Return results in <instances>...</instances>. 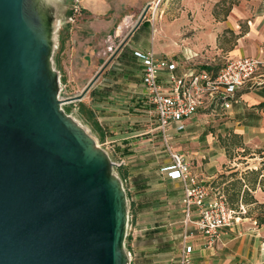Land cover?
Masks as SVG:
<instances>
[{
    "label": "crops",
    "instance_id": "0c3cea01",
    "mask_svg": "<svg viewBox=\"0 0 264 264\" xmlns=\"http://www.w3.org/2000/svg\"><path fill=\"white\" fill-rule=\"evenodd\" d=\"M65 1L57 23L55 59L62 82L72 92L70 112L80 113L98 140L110 137L114 154L122 159L118 169L128 179L138 227L135 236H128L133 253L131 257L128 251L129 264H179L177 246L183 233L190 264H264L263 212L251 210L254 203L240 202L235 220L208 244L193 226L190 234L185 233L182 185L162 170L168 157L155 165L162 174L157 180L155 171L147 172L129 158L136 155L132 139L142 133L151 119L147 112L153 110L136 53L153 49L175 64L178 75L216 69L235 56L264 62V0H239L222 16L212 11L218 0H185L182 12L162 20L157 32L147 14L139 22L149 0H79L81 13L74 22L67 19L73 0ZM166 74L164 70L161 76ZM232 134L245 147L232 151L247 153L241 162L227 155L220 140ZM158 137L166 151L160 133ZM167 137L171 148L184 155L192 173L211 190L225 197L218 186L225 184L224 172L230 171L237 174L240 201L252 195L257 203H264V66L237 91L229 108L212 102L185 118L182 129L171 123Z\"/></svg>",
    "mask_w": 264,
    "mask_h": 264
},
{
    "label": "water",
    "instance_id": "95a60500",
    "mask_svg": "<svg viewBox=\"0 0 264 264\" xmlns=\"http://www.w3.org/2000/svg\"><path fill=\"white\" fill-rule=\"evenodd\" d=\"M52 34L53 9L0 0V264H129L125 191L61 106Z\"/></svg>",
    "mask_w": 264,
    "mask_h": 264
},
{
    "label": "built area",
    "instance_id": "2783aa9c",
    "mask_svg": "<svg viewBox=\"0 0 264 264\" xmlns=\"http://www.w3.org/2000/svg\"><path fill=\"white\" fill-rule=\"evenodd\" d=\"M162 2L149 0L142 11V19L147 14L152 21ZM70 10L67 19L74 22L81 13L79 0H73ZM136 55L143 66L142 83L147 102L153 108L156 127L168 154L169 162L162 170L182 185L185 233L190 234L189 227L193 226L204 235L208 244H212L218 239L220 229L235 220L237 211L228 206L222 194L201 183L184 155L171 148L167 127L176 123L177 129H182L185 118L212 102H219L224 109L229 108L237 91L256 76L264 62L251 56H235L227 58L216 69L198 68L178 75L174 72L175 64L157 56L153 49L138 51ZM164 70L167 74L163 78L161 73ZM183 253L181 264H186L188 249L185 248ZM127 254L130 256L129 252Z\"/></svg>",
    "mask_w": 264,
    "mask_h": 264
},
{
    "label": "rangeland",
    "instance_id": "374dc122",
    "mask_svg": "<svg viewBox=\"0 0 264 264\" xmlns=\"http://www.w3.org/2000/svg\"><path fill=\"white\" fill-rule=\"evenodd\" d=\"M239 0H218L215 2V4L212 7V11L219 15H226L229 11V6L231 4L238 2ZM252 1V0H249ZM185 0H163L161 3L159 9L157 10L156 16L153 19V29L157 32L162 20H172L175 17L178 16L179 13H181L183 10V3ZM63 2V0H56L53 5V34H52V41H53V54H52V64L55 70L57 71L59 75V84H60V92H59V97L63 100L62 101V108L63 110L73 116L79 123H81L88 131L89 129L85 125L80 113L78 114L77 112H70L72 108L71 104V96L72 92L70 93L67 89L64 83L62 82V71L59 70L57 61L55 59V53H56V29L58 28L57 23L59 20V16L62 13V7L63 5H66ZM252 12V11H251ZM190 15V12L188 13ZM147 117L151 118L148 119L146 122V125L143 126L142 133L139 134L137 138H133L132 142L133 145H135L136 149V155L129 157L130 159H133L131 163H139V165L143 166L147 172H154L153 178L155 180L158 179L159 176H162L160 170L155 166L160 165L163 162V159H166L168 157V154L166 151H164L163 146L161 145V139L158 137V134L160 133L158 128H156V122H155V114L152 109H150L147 112ZM89 133L95 138L96 143L101 147L105 152L108 154L109 158L113 162L112 165V172L119 177L122 187L125 191L126 195V201H127V223H126V238H125V250L130 252L131 257L133 256L132 250L130 249V244L128 240L129 234H132L135 236L137 233L136 228L134 223V217H133V211L131 209L130 203H131V188L128 182L127 178H124L123 172L119 168L120 165H123L121 162V158L119 155L114 154L113 149H112V143L113 141H110L111 138L107 137L104 141L98 140L92 133L89 131ZM235 151H230L229 154L231 156V159L235 160L236 162H241L242 158L245 154V152H242L240 149ZM234 156V157H233ZM138 157V158H137ZM144 162V163H143ZM118 167L117 170L115 167ZM229 170L228 168H225L224 171ZM226 178L225 179V184L222 186H218V190L223 192L224 195L227 197L229 194L232 193L233 189L238 188V183L235 180L237 174L229 175L230 171L224 172ZM154 180V181H155ZM227 180V181H226ZM156 185L160 184V181L155 183ZM234 187V188H233ZM245 197V196H244ZM251 210L254 211H260L262 210L261 208L257 207V205L252 204L249 206ZM136 227V228H135ZM184 234V233H183ZM183 234L180 237V244L177 246L178 248V263H180V260H182L183 257V245L187 238L183 237ZM187 235L189 234L188 232L186 233ZM132 246V245H131ZM177 253V252H176ZM188 263H191V257L188 256Z\"/></svg>",
    "mask_w": 264,
    "mask_h": 264
},
{
    "label": "trees",
    "instance_id": "16d2710c",
    "mask_svg": "<svg viewBox=\"0 0 264 264\" xmlns=\"http://www.w3.org/2000/svg\"><path fill=\"white\" fill-rule=\"evenodd\" d=\"M220 140H221L223 146H225L226 153H227V155L229 157H230L229 152L232 151V150H234L237 147H242L245 150V147L243 146V144L241 142V139H240V137L237 134H232L231 137H229V138L228 137L221 138ZM117 168L118 167L116 166L115 169L117 170ZM232 174L233 173H230V175H232ZM222 176H224V175L222 174ZM244 192L247 193V194H249L247 189H245ZM224 198H225L228 206L231 209L237 211V213L240 211V209H239L240 202L243 201V202H251V203H254L255 205H257V207H259V208L262 209L260 211L263 212L262 213L263 216L260 218V220H264V203H257L256 200L252 197V195H247V196L243 197L241 199V201H240V199L238 198V192H237V190L233 189L232 193L229 194L227 197L225 196Z\"/></svg>",
    "mask_w": 264,
    "mask_h": 264
},
{
    "label": "bare ground",
    "instance_id": "6f19581e",
    "mask_svg": "<svg viewBox=\"0 0 264 264\" xmlns=\"http://www.w3.org/2000/svg\"><path fill=\"white\" fill-rule=\"evenodd\" d=\"M55 1L56 0H29L33 9L41 16H46L51 13Z\"/></svg>",
    "mask_w": 264,
    "mask_h": 264
}]
</instances>
